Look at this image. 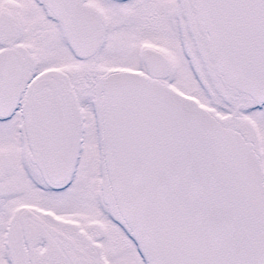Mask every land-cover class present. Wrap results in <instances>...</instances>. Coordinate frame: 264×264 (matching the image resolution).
Here are the masks:
<instances>
[{"label": "snow or ice", "instance_id": "1", "mask_svg": "<svg viewBox=\"0 0 264 264\" xmlns=\"http://www.w3.org/2000/svg\"><path fill=\"white\" fill-rule=\"evenodd\" d=\"M0 264H264V0H0Z\"/></svg>", "mask_w": 264, "mask_h": 264}]
</instances>
